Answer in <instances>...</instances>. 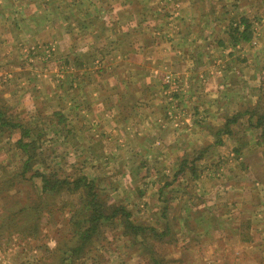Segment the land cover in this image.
I'll return each instance as SVG.
<instances>
[{"label":"crops","instance_id":"0c3cea01","mask_svg":"<svg viewBox=\"0 0 264 264\" xmlns=\"http://www.w3.org/2000/svg\"><path fill=\"white\" fill-rule=\"evenodd\" d=\"M2 3L0 109L7 121L24 124L19 114L13 117L8 113L14 97V88L8 86L14 82L15 91L24 90L20 99L25 109L29 100L33 106L41 104L39 113L47 119L44 124L51 135L64 137L70 142L68 149L76 154L83 155L74 137L92 126L95 134L85 132L91 146L94 141L106 144V127L113 128V142L117 143L124 141V130L131 127L134 135L142 137L138 139L144 151L171 156L187 152L189 142L184 144L181 135L183 131L194 133L196 126L187 127L199 122L202 115L192 120L190 110L200 113L204 107L211 118L203 117V124L210 129L200 132L205 139L216 138L213 145L221 152L219 156L236 157L227 166L236 170L242 161L243 170L264 174V0ZM245 27L249 39L240 33ZM31 42L54 47L60 64L57 70H45L38 59L35 70L27 61H18L17 49ZM47 80H53V86L44 88ZM48 108L53 111L47 115ZM171 110L179 113L177 121L171 120ZM213 119L216 124L209 122ZM70 125H76V130ZM16 130L18 136L13 135ZM22 137L20 128L10 125L0 129V143L8 139L11 158L23 160ZM161 141H167L168 146H160ZM252 141L258 149H242V142ZM99 143L95 145L104 147ZM250 156L253 160L248 166L244 158Z\"/></svg>","mask_w":264,"mask_h":264},{"label":"rangeland","instance_id":"374dc122","mask_svg":"<svg viewBox=\"0 0 264 264\" xmlns=\"http://www.w3.org/2000/svg\"><path fill=\"white\" fill-rule=\"evenodd\" d=\"M240 33L249 36L246 27ZM232 34L236 37L235 32ZM21 48L16 53L18 61H27L31 70L36 68V59L47 66L45 70L54 71L60 65L49 43H25ZM52 83L47 80L41 85L46 88ZM10 87L14 97L10 98L8 113L22 117L23 126L38 139L40 154L23 177V160L10 157L13 152H8L12 149L8 139L0 143V264H155L162 258V264H264V174L243 170L240 158L236 170L227 166L236 157L219 156L221 152L213 145L216 138L205 139L200 132L205 127L210 129L203 124V117L211 118L209 109L202 107L200 113L190 110L192 120L202 114V124L197 121L187 127L196 126L194 133L183 131L180 140L189 142V147L181 155L164 152L158 156L157 152L144 151L142 137L134 135L131 127L125 128L120 143L113 142L112 127H106V144L94 141L91 146L85 140L87 132L95 134L90 126L86 133L74 137L81 156L68 149L70 142L64 137L51 135L44 124L47 119L39 113L43 111L41 104L33 106L29 100L25 109L20 99L24 90L15 91L14 82ZM46 111L48 115L53 109ZM170 112L171 120L177 121L179 113ZM209 122L216 124L215 119ZM70 127L76 130V125ZM19 133L16 130L13 135ZM54 138L52 143L48 141ZM242 144L246 151L259 146L255 141ZM160 146H168L167 141H161ZM197 147L203 150L197 152ZM140 152L141 157L136 158ZM252 160L251 156L244 158L248 166ZM33 172L51 181H67L62 189L44 194L43 181ZM83 178L95 183L94 192L105 207L116 211L113 221L98 222L97 230L89 229L91 197L69 184ZM212 181L219 184L212 186ZM129 221L139 229H133ZM168 222L170 236L151 235L152 230L165 232ZM85 232H94L89 242H81Z\"/></svg>","mask_w":264,"mask_h":264},{"label":"trees","instance_id":"16d2710c","mask_svg":"<svg viewBox=\"0 0 264 264\" xmlns=\"http://www.w3.org/2000/svg\"><path fill=\"white\" fill-rule=\"evenodd\" d=\"M244 39H249V37L244 36ZM1 110L2 109H0V129H2L3 127L11 125V128H13V127L16 129L20 128L21 132L23 134V137L30 139V141H27V140L23 139V137H22V140L19 142V147L24 151L23 152L24 153V159L21 162V163L24 162L23 166H22V172H21V175L24 177V176L28 175L29 170H30L29 167L32 166L35 162H37V160H36L37 154L38 155L40 154L39 152H37L38 146H36L38 139L34 138V136L31 135L30 128L23 126L19 122L13 123L12 121L11 122L7 121L3 117V112ZM263 119L264 118H262V120ZM260 124H261V122H260ZM33 174L39 176L42 179L43 184H44V188H43L42 193H44V194H50L53 191H58V190L62 189V186L64 184H66V181H67V180H63L61 182L51 181V180H49V178L47 176L40 174L38 172H33ZM21 183H23V182H21ZM69 184L76 186L75 187L76 189H80V188L84 189L86 191V193H88V196L91 197L89 203L91 204V208H93V209L91 212L92 217L90 218V223L92 225L89 228L90 230H97L98 225H100V224H97L98 222H101V224H102L108 220L113 221V219L116 215V211L107 209L105 207L106 204L104 205L103 201L101 200V197L98 196V194L94 192V187L96 185L95 183L87 181L86 178H83L82 180H76V182L69 183ZM10 187H12V186L10 185ZM31 189L33 190V188H31ZM126 223H127V221H126ZM129 224L131 227H133V229H135V230L139 229L138 227L133 226L130 221H129ZM186 226H187V223H186ZM164 231L165 232L160 233L156 230H152V232H150V233L154 237L170 236V232H171L170 222H168ZM134 233L139 235V232H134ZM93 235H94V232H85L84 235L81 236V242H84V241L89 242L90 238ZM82 246H83V244H81L79 246V249H81ZM163 262H164V258L155 260V264H162Z\"/></svg>","mask_w":264,"mask_h":264}]
</instances>
